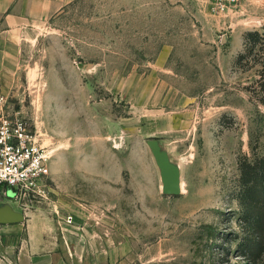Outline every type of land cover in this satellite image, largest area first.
I'll use <instances>...</instances> for the list:
<instances>
[{
  "label": "rangeland",
  "instance_id": "1",
  "mask_svg": "<svg viewBox=\"0 0 264 264\" xmlns=\"http://www.w3.org/2000/svg\"><path fill=\"white\" fill-rule=\"evenodd\" d=\"M78 0L26 35L0 83L53 156L26 217L83 224L99 264H264L236 199L264 106L236 61L264 0ZM156 151L180 174L164 192Z\"/></svg>",
  "mask_w": 264,
  "mask_h": 264
},
{
  "label": "crops",
  "instance_id": "2",
  "mask_svg": "<svg viewBox=\"0 0 264 264\" xmlns=\"http://www.w3.org/2000/svg\"><path fill=\"white\" fill-rule=\"evenodd\" d=\"M78 0H0V83L34 28ZM0 264H99L86 226L34 215L0 224Z\"/></svg>",
  "mask_w": 264,
  "mask_h": 264
},
{
  "label": "built area",
  "instance_id": "3",
  "mask_svg": "<svg viewBox=\"0 0 264 264\" xmlns=\"http://www.w3.org/2000/svg\"><path fill=\"white\" fill-rule=\"evenodd\" d=\"M224 11L239 0H213ZM53 156L21 112L12 109L0 86V204L43 201L54 186ZM74 217L67 223L73 225Z\"/></svg>",
  "mask_w": 264,
  "mask_h": 264
},
{
  "label": "trees",
  "instance_id": "4",
  "mask_svg": "<svg viewBox=\"0 0 264 264\" xmlns=\"http://www.w3.org/2000/svg\"><path fill=\"white\" fill-rule=\"evenodd\" d=\"M242 72H254L255 81L245 87L251 98L264 106V31H250L245 36V47L236 61ZM239 202L243 218L261 236L264 246V154L254 160L240 161Z\"/></svg>",
  "mask_w": 264,
  "mask_h": 264
},
{
  "label": "water",
  "instance_id": "5",
  "mask_svg": "<svg viewBox=\"0 0 264 264\" xmlns=\"http://www.w3.org/2000/svg\"><path fill=\"white\" fill-rule=\"evenodd\" d=\"M156 157L158 164L162 169L165 194L172 196L178 195L181 190L178 168L170 164L166 154L156 151ZM25 219V215L16 211L11 203L0 204V224L23 223Z\"/></svg>",
  "mask_w": 264,
  "mask_h": 264
}]
</instances>
